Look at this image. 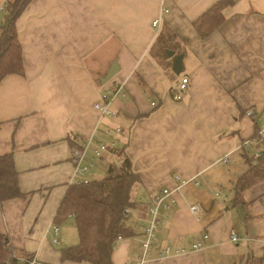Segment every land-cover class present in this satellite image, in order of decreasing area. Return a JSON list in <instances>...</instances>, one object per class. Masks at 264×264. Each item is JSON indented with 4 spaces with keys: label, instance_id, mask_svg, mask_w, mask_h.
Returning a JSON list of instances; mask_svg holds the SVG:
<instances>
[{
    "label": "crops",
    "instance_id": "obj_1",
    "mask_svg": "<svg viewBox=\"0 0 264 264\" xmlns=\"http://www.w3.org/2000/svg\"><path fill=\"white\" fill-rule=\"evenodd\" d=\"M221 1L32 0L26 7L16 21L23 74L0 82V157L12 156L23 194L0 205V234L16 257L88 264L62 263L49 229L75 181L71 150L93 138L122 150L140 180L126 216L131 236L115 245L112 264L141 256L151 197L183 182L147 264L264 258V178L242 193L243 204L233 203L237 182L264 153V0H230L220 27L201 38L193 24ZM5 4L0 0V20ZM161 34L169 37L158 45ZM162 46L183 57L179 76L171 72L173 59L162 60ZM114 63L118 72L102 85ZM183 77L187 91L174 101L172 89ZM107 92L115 118L94 110ZM104 163L106 172L119 164L105 154L91 181H99L93 177ZM64 223L56 224L59 246L66 244ZM167 246L184 253L158 260Z\"/></svg>",
    "mask_w": 264,
    "mask_h": 264
},
{
    "label": "trees",
    "instance_id": "obj_2",
    "mask_svg": "<svg viewBox=\"0 0 264 264\" xmlns=\"http://www.w3.org/2000/svg\"><path fill=\"white\" fill-rule=\"evenodd\" d=\"M32 0H6L0 20V82L8 75H22V52L16 31V21ZM232 1L223 0L214 5L193 26L201 38L208 37L224 21L222 10ZM169 34L157 36L156 43L163 45ZM160 47L162 60L166 51L174 48ZM170 47V48H169ZM175 55V53H174ZM119 164H110L106 175L99 181L86 185H71L67 189L55 214L54 222L62 224L72 218L78 242L74 246L60 250L61 262L112 264L111 258L118 238H128L131 231L126 225V209L135 207L133 194L140 183L131 169V162L122 150L111 151ZM18 174L11 155L0 157V205L6 201L21 198ZM264 178V153L257 165H250L246 175L235 186V205L243 204L242 193ZM264 258L250 259L249 264H261ZM0 264H19L9 248L8 240L0 234Z\"/></svg>",
    "mask_w": 264,
    "mask_h": 264
},
{
    "label": "built area",
    "instance_id": "obj_3",
    "mask_svg": "<svg viewBox=\"0 0 264 264\" xmlns=\"http://www.w3.org/2000/svg\"><path fill=\"white\" fill-rule=\"evenodd\" d=\"M4 9V8H3ZM3 9L1 11H3ZM166 13V11L164 12ZM153 29L158 33L160 27V20H155L152 23ZM189 84V80L185 77L180 79V82L173 87L172 89V99L174 101H181L183 94L187 91V87ZM124 85L120 84L117 88V91H121ZM116 91V92H117ZM109 93L107 92L102 96V100L100 103L94 105V110L97 112L100 118H115L116 113L110 109L111 100L108 98ZM154 106V104H151ZM245 116L248 118H253L255 113L252 110H248L245 112ZM114 132L118 134L120 132L119 129H115ZM106 134H110L109 131ZM259 136H262V133H259ZM80 139H78L79 141ZM254 144V141H247L245 145L251 146ZM115 149L114 143H106L104 141H95L93 138L85 139L80 143V145L71 150L70 154V163L73 167V178L75 181L72 185H86L91 182V179L88 178V175L95 167L97 161H100L105 154L112 153L111 151ZM114 155V154H113ZM254 158H259V154L255 153ZM185 183H180V185L174 189L170 190L168 188H164L159 191V193L153 195L150 199L148 208H147V216L148 220L146 221V225L143 229V237L141 240V250L142 254L140 257L131 261L130 264H147V257L150 253L151 248L155 247L158 243V234L161 227L165 224L167 220V216L164 213L169 212L172 208H174L177 203L175 200V194L178 193L183 187ZM197 185V183H196ZM189 211L192 214H195L198 211V206L193 205L189 207ZM163 212V213H162ZM130 214V209H126L123 213L124 216H128ZM50 232L53 235L52 242L54 245L59 246L61 244L60 237V228L56 224H52L50 226ZM230 240L233 243L238 242L239 237L233 231L230 233ZM122 238H118L116 240L115 245H117ZM200 245L195 246L194 248H198ZM184 250L179 248H171L169 246L160 250L158 260L183 254ZM20 264H40L36 257L33 255H27L22 258L16 257Z\"/></svg>",
    "mask_w": 264,
    "mask_h": 264
},
{
    "label": "rangeland",
    "instance_id": "obj_4",
    "mask_svg": "<svg viewBox=\"0 0 264 264\" xmlns=\"http://www.w3.org/2000/svg\"><path fill=\"white\" fill-rule=\"evenodd\" d=\"M158 33H159V31H158ZM97 163L99 164V161L96 162V164H95L96 167L98 165ZM106 167H107L106 163L101 164L100 166H98V174L99 175H96L95 177H93V179H95V180L103 179L105 177ZM89 179H92V178H89ZM62 229L64 230V236L66 238V241H65L66 244L62 245V246H58L56 248H53L54 251H60V250H62L64 248H68L70 246H74V244H77V242H78V237H77V232H76V228H75V225H74V221L71 218H69L64 223ZM65 238H64V240H65ZM73 240L75 241V243H71Z\"/></svg>",
    "mask_w": 264,
    "mask_h": 264
},
{
    "label": "water",
    "instance_id": "obj_5",
    "mask_svg": "<svg viewBox=\"0 0 264 264\" xmlns=\"http://www.w3.org/2000/svg\"><path fill=\"white\" fill-rule=\"evenodd\" d=\"M165 54L169 59H173L171 72L175 76H179L183 70V64H182L183 63V57L182 56H176L175 57L174 52H172V51H166ZM117 72H118V68L116 66V63H114L109 68L106 76L102 79L101 84L103 85V84L107 83L108 81H110Z\"/></svg>",
    "mask_w": 264,
    "mask_h": 264
}]
</instances>
